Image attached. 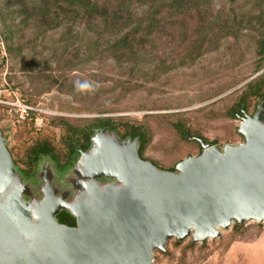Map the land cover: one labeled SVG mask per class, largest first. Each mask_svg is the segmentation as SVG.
I'll return each mask as SVG.
<instances>
[{"label": "trees", "instance_id": "trees-1", "mask_svg": "<svg viewBox=\"0 0 264 264\" xmlns=\"http://www.w3.org/2000/svg\"><path fill=\"white\" fill-rule=\"evenodd\" d=\"M217 1L226 3L215 9ZM237 5L236 0H0V37L9 59L30 75L32 90L24 93L28 96L24 103L35 105L39 95L54 91L78 104L60 101L59 111L100 115L118 111L116 106L130 96L150 94L168 74L196 64L229 42L241 46L250 41L257 59L252 74L260 72L264 68V0H251L246 12L240 5L236 9ZM51 33L58 38L46 41ZM95 66L100 72L87 70ZM226 98L217 102L222 106L204 113L205 121L241 122L252 117L260 104L264 111V72ZM150 122L169 124L175 141L196 149L197 156L202 152L200 141L219 146L218 140H208L180 113L143 115L140 120L98 116L77 123L59 118L50 121L60 128L59 139L55 141L49 134L33 137L19 159L21 167L19 162L13 164L17 174L27 180L45 160L62 173L74 167L80 152L91 148L95 132L106 129L119 143L135 140L140 159L175 173L181 160L163 168L144 156L153 138ZM16 127L24 141L33 132L28 121L18 122ZM237 129L232 128V134L243 141ZM55 218L59 224L75 226L66 211ZM245 229L234 223L230 233L241 236ZM234 238L229 246L240 240ZM172 244L176 247L181 242L174 239ZM195 244L190 240L187 246Z\"/></svg>", "mask_w": 264, "mask_h": 264}, {"label": "water", "instance_id": "water-1", "mask_svg": "<svg viewBox=\"0 0 264 264\" xmlns=\"http://www.w3.org/2000/svg\"><path fill=\"white\" fill-rule=\"evenodd\" d=\"M263 113L260 104L240 122L241 144L200 141V155L175 173L140 159L135 140L96 131L72 168L79 192L70 202L46 175L42 198L32 197L0 130V264H153L169 240L203 244L234 223H264ZM61 211L75 226L57 222Z\"/></svg>", "mask_w": 264, "mask_h": 264}, {"label": "rangeland", "instance_id": "rangeland-1", "mask_svg": "<svg viewBox=\"0 0 264 264\" xmlns=\"http://www.w3.org/2000/svg\"><path fill=\"white\" fill-rule=\"evenodd\" d=\"M250 1L236 0L238 3L236 9L240 5L243 12L248 11ZM224 3L226 2L217 1L214 8L217 9L218 6L224 5ZM49 38L50 40L46 41L52 42L58 38V35L51 33ZM251 48L250 41H246L241 46L232 42L226 45L223 44L220 51L205 55L190 67L168 74L150 94L141 93L130 96L116 106L115 109H118V111L99 115L95 112L69 113L59 111L58 104L60 101H68L75 107H78V104L67 96H56L54 91L39 95L38 102L35 105L24 103L23 100L28 97L27 94L32 90L31 81L29 80L30 75L21 72L19 63L14 64L9 59L0 37V86H3L0 100L5 98L9 103H13L15 97L36 110L32 111L34 116H31V121L26 120L32 124L33 132L24 136V141L23 138L17 135L16 126L18 122L26 121L18 120L17 115L14 114L9 105L0 104V130H2L6 140V147L13 161L18 163L23 153L32 145L33 137L38 138L40 135L49 134L54 137L55 141L59 139L60 128L52 126L50 123L54 119L66 118L73 123H77V121H89L98 116H125L132 120H140L143 115L161 116L176 113L184 115L185 118H190L193 127L200 129L208 140H218V147L220 148L224 146L223 142L225 141L232 143L229 145L241 144L242 139L232 134V128H238L240 121L212 120L208 122L204 120L206 118L204 113L209 108L217 109L222 106V104L217 103L219 100L227 99L226 97L232 94L236 95L248 81L264 72V68H262L260 72L252 74L257 59L252 54ZM87 70L91 73L100 72L98 66ZM106 71L104 69V72ZM25 92L28 93L24 94ZM211 94H213V97ZM36 117H38V121L34 120ZM150 126L153 138L151 146L144 156L156 160L159 166L166 168L178 160L186 159L187 156H197L196 149L187 147V145L184 146L182 143L178 144L175 141L170 126L166 122L159 125L150 122ZM19 165L21 167L20 162ZM42 170L45 172L43 177L41 175ZM45 174H47L50 188L57 194L67 192L71 193L73 198L78 194L79 189L73 182L75 180L73 170L70 168L62 173L58 172L50 162L45 160L38 165L34 177L28 180L23 179V183L28 185L34 199L39 200L41 197V186ZM106 182H110V180H106ZM27 200L28 198L24 196L23 201L26 202ZM232 226L227 230L219 229L220 235L218 238L207 240L203 244H195L192 248L187 246L191 237L181 241V244L176 247L172 244L174 239L169 240L165 246L166 254L157 252L153 254V264H220L221 258L229 247V242L235 237L230 233ZM243 226L246 228L245 232L243 235L235 237L234 240L240 239L249 242L264 232V223L249 222L243 224Z\"/></svg>", "mask_w": 264, "mask_h": 264}, {"label": "crops", "instance_id": "crops-1", "mask_svg": "<svg viewBox=\"0 0 264 264\" xmlns=\"http://www.w3.org/2000/svg\"><path fill=\"white\" fill-rule=\"evenodd\" d=\"M220 264H264V232L249 242L234 241L221 258Z\"/></svg>", "mask_w": 264, "mask_h": 264}, {"label": "built area", "instance_id": "built-area-1", "mask_svg": "<svg viewBox=\"0 0 264 264\" xmlns=\"http://www.w3.org/2000/svg\"><path fill=\"white\" fill-rule=\"evenodd\" d=\"M2 89H3V86H0V94L2 93L1 92ZM14 99L15 100L13 103H9L8 100H5V98L4 99L2 98V100H0V104L9 105L12 108L14 114L17 115L18 120H21V121L30 120L31 121V114L33 113L32 111H36V110L32 109L28 105H25L18 98L14 97ZM34 120L38 121V117H36Z\"/></svg>", "mask_w": 264, "mask_h": 264}, {"label": "flooded vegetation", "instance_id": "flooded-vegetation-1", "mask_svg": "<svg viewBox=\"0 0 264 264\" xmlns=\"http://www.w3.org/2000/svg\"><path fill=\"white\" fill-rule=\"evenodd\" d=\"M1 132H2V130H1ZM2 135H3V133H2ZM4 137V136H3ZM42 172L43 173H41V175H42V177H43V174L45 173L43 170H42ZM46 175V179H47V174H45ZM75 177V176H74ZM44 179H45V176H44ZM44 179H43V185H44ZM99 182V184L100 185H103V184H105L106 183V181L105 180H99L98 181ZM43 185L41 186V187H43ZM30 190V189H29ZM31 192V191H30ZM64 193L62 192V193H60V194H57L56 192H55V197H60V196H62ZM65 195V202H70V201H72V199H73V197H72V194L71 193H65L64 194ZM42 198V195H41V197H40V199ZM39 199V200H40ZM68 227H70V226H68Z\"/></svg>", "mask_w": 264, "mask_h": 264}]
</instances>
